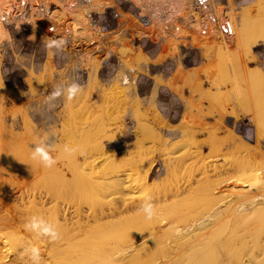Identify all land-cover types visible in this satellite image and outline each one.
Wrapping results in <instances>:
<instances>
[{
  "label": "rangeland",
  "instance_id": "1",
  "mask_svg": "<svg viewBox=\"0 0 264 264\" xmlns=\"http://www.w3.org/2000/svg\"><path fill=\"white\" fill-rule=\"evenodd\" d=\"M253 1L256 0H229L228 11L235 32L230 41L204 39L197 35L193 38L192 35L187 41L192 46L182 51H179L178 41L173 38L166 41L169 45L174 43L167 49L165 46L158 49L149 43L143 49L137 45L138 42L133 44L124 41L122 48L120 46L114 48L119 53L118 59L108 56L109 65L102 72L99 59L90 51V44L87 41L84 48L85 56L81 58L85 60L83 65L88 67V79L77 89L66 88L61 102H41L40 94L52 82L54 74L58 72L57 68L71 57L58 51H55V54L49 51L47 54L46 47L40 40L36 41L38 45L34 55L19 56L16 60L10 59L5 65L2 64L0 56V203L2 202L0 234L8 233L12 241L19 238L17 235L20 233L22 239L29 240V244L23 242L25 246L20 243L21 241H16L14 247L12 244L8 247L9 241H3L5 239L0 237V247H3L0 248L3 252H0L4 254L5 251V255L7 253V256L0 260V264H19L18 254L26 248L40 250V259H45L46 250L52 249L51 238L48 239L47 231L40 235L41 239L35 234L42 228L46 230L47 227L56 231L66 224L68 225L64 227H69V224L76 227L77 224L73 225L78 218L75 212L78 210L76 205L82 206L83 214L86 216L113 207L115 201H119L120 198H117L116 194L114 199L115 195H111V191L101 188L100 180L104 181L116 165L124 164L126 168L129 167L130 165L125 163L132 158V155L129 156L132 152L133 156L145 154L149 166L153 169V177L154 174L157 175L154 179L160 178L156 181L157 184L159 181L156 193L162 194L164 189L175 191L176 187L180 189L182 187L183 190L184 187L192 185L191 191H187L186 196H182V201H177L172 207L180 216L185 214L181 216L185 218L184 221L189 220L192 215L195 217L204 213L208 208L209 210L214 208L225 199L230 200L227 197L235 199L242 192L256 190L260 185L259 182L245 179L248 178L246 171L249 164L256 160L258 168L263 166L257 169V172H264V162H262L264 161V26L262 27L264 17L262 19L260 16L255 22L251 20L253 27L242 25L243 15L246 13L244 5L253 4ZM237 7L239 11L235 10ZM87 37L90 40L89 37L92 35ZM124 70H133L134 82H130L128 76L122 73ZM119 73L121 78L118 76ZM5 75L9 77V81H5L3 78ZM38 149L47 151L57 162L50 168L45 167L39 161ZM166 151L167 154L169 152L168 155ZM109 155L116 159L112 157L108 160L103 159ZM118 159L119 162H115ZM196 161V164L193 163ZM198 162L201 167L197 165ZM203 163L212 173L204 171ZM89 164L98 166L97 170H92L95 167ZM194 164L195 167L203 169L206 173L204 176H208L204 177L201 174L203 171L197 170ZM222 168L225 170L223 171ZM226 169L233 175L231 173L228 175ZM92 171L100 173L92 174ZM23 172H28L27 176ZM87 172L89 177L92 176L91 178H88ZM255 172L256 170L250 172L248 176ZM223 173L226 174L223 176ZM245 173L247 178L244 177ZM212 174H215V178ZM234 174L235 178H233ZM260 175L262 178L264 173ZM214 182L217 185L221 184L212 189L213 185L216 186ZM56 184L65 187L68 197L65 192L61 195L60 189H56L60 185L57 187ZM203 184L204 186L201 187ZM34 185L38 187L32 189ZM206 186L211 188L210 192ZM40 188H44L43 191ZM21 189L24 190L25 195ZM47 190H51L52 194L50 195ZM230 191L238 196L233 194L229 196ZM34 192L37 195V198L36 196L34 198L38 206L35 204L31 207L33 206L31 196ZM142 193L138 196L147 194L146 191ZM211 195L213 198L208 201L205 196L210 198ZM224 197L226 198L222 201ZM22 198L25 200L23 201ZM29 199L32 200L30 207L27 206L28 203L26 204ZM42 199L45 203L48 200L51 206L48 203L46 205ZM172 199L171 197L170 200ZM40 200L45 205L43 203L42 205ZM23 202L25 204L21 205ZM78 202L80 204H77ZM35 208L36 212L42 210L43 215L35 214ZM54 210L57 213L61 210L56 220H53ZM73 213H76V217ZM67 217L72 219L66 220ZM167 223L163 229L169 228ZM222 223L216 224L219 228L216 226L218 231L215 229V233L224 237L226 230ZM28 224H34L35 228L26 227ZM3 225H7L8 228L3 229ZM97 228L93 229L97 230ZM100 229L102 228H99L97 233L95 230L91 231L95 232L90 233L92 236L88 234L90 243L100 244L93 241L97 240V237H105L104 229ZM96 234L97 237L94 236ZM100 234L102 236H99ZM90 237L96 239L90 241ZM37 239L42 244L39 243L40 247L36 244ZM28 249L27 252H30ZM252 249L254 245L250 242L248 250ZM221 250L227 251V248ZM166 256V248L154 246L146 251L142 261L145 264H166L163 263L167 260ZM98 260L92 258V262L84 264H102L100 258ZM104 261L108 262V259Z\"/></svg>",
  "mask_w": 264,
  "mask_h": 264
},
{
  "label": "bare ground",
  "instance_id": "2",
  "mask_svg": "<svg viewBox=\"0 0 264 264\" xmlns=\"http://www.w3.org/2000/svg\"><path fill=\"white\" fill-rule=\"evenodd\" d=\"M174 1L181 8H184L186 0H174ZM3 2H4V0H0V5ZM253 2H254L253 4L250 3V4L244 5V9L246 10V13H244V15H243V22H242L243 27H247L248 25H251L253 27L254 24L251 22V20L253 22H255V19L259 18L260 16H261V18L264 17V0H256ZM235 10L239 11V8L237 7V8H235ZM262 19H261V21H262ZM261 25H262V23H261ZM263 26L264 25H262V27ZM260 30H261V28H260ZM5 33L6 32H5L4 28L0 24V38ZM194 36H195V34H193V38H194ZM169 39H171V38H168L167 41ZM172 44H174V43H170V45H172ZM170 45L167 42L166 44L164 43L163 47L165 46L167 49L168 47L173 46V45L172 46H170ZM122 47L123 46L120 45V48H122ZM119 77H120V73H119ZM188 136H190V135H188ZM139 141H141V140H139ZM177 143H178V141H177ZM173 144L171 146H173ZM169 149H170V147H168V150ZM172 149H173V147H172ZM152 151H154V150H152ZM173 152H175V151H173ZM140 154H141V152H140ZM143 154H144V152H143ZM147 154H148V152H147ZM166 154H167V151H166ZM168 154H169V152H168ZM218 154H219V152H218ZM130 155H132V158H130V160L128 159L129 161L127 160L128 162H126L125 164L130 165L129 167H131V168H129V167L126 168V166L124 164L120 165V166L116 165V167L114 166L115 168L109 173V175L104 179V181L100 180V187L103 189H106L108 191H111L110 194L115 195L114 199L118 195L117 198H120V200L115 201L116 203L113 207L110 206L108 208L102 209L101 212H99L98 214L87 215V216L83 214L84 210H83L82 206L76 205V206H78L77 208L75 207L76 209H78L77 211H75L77 213V216H78L77 220L74 219V217H72L70 215L74 220H76V222L74 221L75 223L73 224V225L77 224L76 227L71 226V224H69L71 227L70 226L64 227L68 224L62 226V229L57 231L59 233V239H56V240L50 239L52 241V244H51L52 249L46 250L45 259L41 258L40 259L41 261L39 262V264H84L85 262H88V263L92 262V258L93 259L96 258L97 260L100 258V262H102V264H133V263L134 264H145L142 261L143 255L146 253V251L148 249H150L151 247H154V246H156V247L161 246V248L163 247V249H165V248L167 249V256H166L167 260L163 262L166 264H264V176L261 178V175H260V174H263L264 172L262 173L261 170H260L261 172H257V169L263 168V166L262 167L260 166L261 168H258V165H257L258 161L257 160L249 164L247 171H246L248 174L245 173V175H244V177H245L247 174L248 178L245 177V178H247V179H245L246 181L249 179H251V180L253 179V181L256 180L257 182H259L260 185L257 186L256 190H250V191L248 190L249 192L246 191V193L242 192L243 194L240 193L239 197H237L235 199H232L233 197H230V198L227 197V199H230L227 201L225 199L226 197H224V198H222V201H224L223 199H225L226 202L224 201L221 203V200H219V202L221 204H219L217 206H215L216 204H214V206H215L214 208L212 207L210 210L208 208L207 210L204 211V213H202V214L200 213L199 215H197L195 217L192 215V217L189 220L187 219L184 221L183 219H185V218L184 217L182 218L181 216H184L185 214L183 212H181L184 215L180 216V214H178L179 212L177 213L176 210H174V208H172V207H174L176 205L177 201H180L181 199H183L182 196H184L187 191L188 192L191 191L192 185H191V187H188V186L184 187L183 190H181L182 187H181V189L176 187V190L174 189L175 191H173L171 189H170V191H165V189H164V190H162V191H164V193H162V194H161V192L156 193L157 191H155V190L157 188V185H159V181H158V184L156 181L160 178L158 177L157 180L154 179L157 175L155 176V174H154V177H153V173H152L153 169L148 164L149 161L146 158L147 156H145V154L133 156V152H132V154L130 153L129 156ZM109 157H112V156L109 155L103 159L108 160ZM187 157H188V155H187ZM190 157H191V155H190ZM196 157H197V155H196ZM112 158H111V160H112ZM163 158H164V156H163ZM113 159H116V158H113ZM201 159H203V158H201ZM201 159H200V161H201ZM150 161H152V160H150ZM115 162H119V159ZM262 162H264V161H262ZM186 163H188V162H186ZM193 163L196 164L197 161L193 162ZM195 164H194V167L196 166ZM204 164L205 163H203V166H204ZM89 165L92 166V164H89ZM151 165H153V164H151ZM178 165H179V163H178ZM197 165H199L200 167L202 166L199 162ZM206 165H209V164H206ZM92 167H90V168H92ZM94 167L95 168H92V170L93 169H94V171H95V169L97 170L96 167H98V166H94ZM183 167H184V165H183ZM188 167H189V165H188ZM204 167H205L204 171L206 170L205 171L206 173H208V172L212 173L211 170L208 171L209 169L208 170L206 169L207 166H204ZM231 167H230V170H231ZM164 168L166 169V167H164ZM195 168L197 170L200 169L199 167L198 168L195 167ZM219 168H221V167H219ZM173 169H171V170H173ZM90 170H88L89 174L91 173ZM214 170H215V168H214ZM224 170L225 169H223V171ZM255 170H256V172L251 175L252 177L251 176L249 177L248 175L250 174V172L253 173V171H255ZM94 171H92V174L95 173ZM167 171H168V169L166 170L165 174L167 173ZM202 171H203V169L202 170L200 169V172H202ZM97 172H99V171H97ZM181 172H182V170H181ZM195 172H197V171H195ZM203 172L201 174H203V176H204V174H206V173L205 172L203 173ZM217 172L219 173L220 171H217ZM24 173L25 172H23V174ZM156 173H158V172H156ZM213 173H215V172H213ZM227 173L229 175L231 173V171L229 173V170H227ZM25 174L27 176L28 172ZM87 174H88V172H87ZM89 174H88V178H91L92 176L89 177ZM225 174L226 173H223V176ZM231 174L233 175V173H231ZM23 176H25V175H23ZM97 176H95V177H97ZM207 176L208 175H206L204 177H207ZM17 177H18V175H17ZM95 177H93V178H95ZM163 177H165V175ZM168 177H169V175H168ZM229 177H228V180H229ZM197 178H198V176H197ZM214 178H215V176H214ZM233 178H235V174H234ZM233 178H230V179H233ZM21 179H23V178L21 177ZM198 179H200V178H198ZM211 179H213V178H211ZM203 180L204 179H202V181ZM9 181L11 182V180H9ZM20 181L18 182V184L20 183ZM179 181H181V180H179ZM198 181H200V180H198ZM206 181H207V178H206ZM223 181L225 182L226 180H223ZM215 182H216V180H215ZM242 182H245V181H242ZM204 183H205V180H204ZM251 183H250V185H252ZM10 184L11 183H9V185ZM60 184H56L57 187ZM160 184H162V183H160ZM220 184H218V185H220ZM13 185H14V183L12 184V186ZM15 185H16V183H15ZM163 185H164V182H163ZM208 185H209V183H208ZM212 185H213V183H212ZM212 185H210V186L212 187ZM218 185L217 184H216V186L213 185L212 189L214 187H216V188L219 187ZM203 186H204V184L201 187H203ZM37 187H38L37 185H36V187L34 185V187H32V189L33 188L36 189ZM41 187H43V186H41ZM208 187L206 186L207 190H209V192H210L211 188H208ZM216 188H215V190H216ZM252 188H253V186H252ZM43 189H41V191H43ZM56 189H60L61 195H63L62 193L65 192V190H64L65 187H63L62 185H60V187H58ZM245 189H247V188H245ZM2 190H1V192H2ZM102 190H101V192H102ZM106 190H104V191L107 192ZM159 190H160V187H159ZM203 190H204V188H203ZM207 190H206V192H207ZM242 190H243V188H242ZM23 191L24 190H22L21 192L24 193ZM50 191L51 190H49V191L47 190V192H49V193H50ZM104 191H103V194H104ZM145 191L147 192V194H145V196L144 195L138 196L142 192L144 193ZM35 192H34V195L31 196V198L33 197V202H32L33 206H31V207H34V205L37 203L36 199L34 198V196H36V198H37V195H35ZM232 192L229 193L230 194L229 196H231V194H233V195L235 194ZM138 193H140V194H138ZM36 194H37V192H36ZM51 194L52 193H50V195ZM72 194H74V193H72ZM207 194H209V193H207ZM213 194H215V193L213 192ZM4 195H5V192H4ZM19 195H23V194H19ZM24 195H25V193H24ZM119 195H120V197H119ZM236 195L238 196V194H236ZM236 195H234V196H236ZM104 196H106V195H104ZM66 197H68V194ZM149 197L151 198L150 202L154 205L155 210H156V216L151 221L147 220L145 217V214L141 211L142 205L146 202V200H148ZM171 197L174 200L173 199L170 200ZM175 197H176V200H175ZM209 197L210 198H207L205 196V198L208 201H209V199L213 198L212 195ZM9 199H10V197H9ZM48 199H50V198H48ZM185 199H187V198H185ZM22 200H23V198H22ZM29 200H27V201H29ZM50 200H49V202H52ZM31 201L32 200H30L29 202H26V204L28 203V205H27L28 207H30V204L32 205ZM40 201H38V202H40ZM46 201L48 203V200H46ZM43 202L45 203L44 200H43ZM43 202L41 201L40 203L42 204ZM47 203H45V204L48 205L49 203L48 204ZM52 203H54V202H52ZM1 204H2V202L0 203V205ZM24 204H25V202H23V204H21V205H24ZM77 204H80V203L78 202ZM217 204H218V202H217ZM207 205H211V204H207ZM25 206H23V207H25ZM50 206H47V207L51 208ZM1 207H2V205H1ZM1 207H0V209H1ZM28 207H25V208L29 209ZM58 208L60 209V207H58ZM106 209H108V210H106ZM37 210H38V208H37ZM56 210H58V209H56ZM56 210H54L55 212H54L53 220L57 219L58 214L61 211L60 210L59 213H57ZM192 211L194 212V210H192ZM192 211L190 213H192ZM51 213H53V211ZM76 213H73V215L75 217H76V215H75ZM35 214L41 215L42 210H39L36 212V208H35ZM0 218L2 219V215H0ZM70 218L67 217L66 220H69ZM108 218H109V220H105ZM47 219H49V218H47ZM83 220H84V223H83ZM168 220L170 222H168V223L165 222ZM80 221H82V222H80ZM42 222H44V221H42ZM181 222L183 224H180ZM219 222H223L222 224L225 225V227H223L226 230L224 237L216 235V233H215L216 232L215 229L218 231L217 228H219V227L216 224L217 223L219 224ZM166 223L169 224L168 225L169 228L163 229V227L165 226ZM55 224H56V222H55ZM181 225H182V227H181ZM216 226H217V228H216ZM7 228H8V226L5 225L3 229H7ZM93 228H97V230H95ZM99 228H102L100 230L104 229L105 237L102 236V234L99 235V236H102V238L97 237L98 234H96L94 236L97 237L98 239L93 240V239H96V238H93L94 237L93 236L92 239L90 237V241L93 240V241L99 242L100 244H98V243L94 244L95 242L90 243L88 236L95 233V232L97 233ZM47 229H48V227H47ZM94 230H95V232H91ZM35 231H36V229H35ZM2 232H3V230H2ZM39 232L36 233L35 236L38 239H41L42 237L39 238L40 235L44 234V232H46V231L44 230V228H42V230H40ZM1 234H3V235H1ZM1 234H0V237L5 239L3 241H7V242L9 241L7 244V245H9L8 247H11L10 244H12L14 247L15 246L14 244H17L18 241H21L20 243H22V245H24L23 242L28 243V241H29V240L26 241L25 239H22L23 236H21L20 233H18V235H17L20 238V240H17L19 238H17L16 240L13 239L14 240V241L12 240L13 242L10 240L8 233L3 232ZM46 237H48V236H46ZM49 238L50 237H48V239ZM38 239H37V242H38ZM250 242H252V244L254 245V249H252L251 251L248 250V246H249ZM39 243H40V241L36 244H39ZM40 244H39V247H40ZM44 244H45V242H44ZM0 246H1V244H0ZM51 246H49V247L51 248ZM26 247H27V245H26ZM230 247H235V248L232 249ZM0 248L3 249V247H0ZM41 248L43 250V247H41ZM46 248H48L47 245H46ZM208 248H211V249L207 250ZM223 248H227V251H224V250L222 251L221 249H223ZM27 249L28 248L24 249L23 252H21L20 254H18V253L20 252L21 249L19 250V252H17V254L19 255V259H20L19 264H33V261H31L32 260L31 259V252H27L26 251ZM28 250H30V248ZM1 252H3V251H1ZM1 252H0V260H2L3 258H5L7 256V253L5 255V251H4V254ZM166 257H165V259H166ZM105 259H108V262L104 261ZM159 264H162V263H159Z\"/></svg>",
  "mask_w": 264,
  "mask_h": 264
},
{
  "label": "built area",
  "instance_id": "3",
  "mask_svg": "<svg viewBox=\"0 0 264 264\" xmlns=\"http://www.w3.org/2000/svg\"><path fill=\"white\" fill-rule=\"evenodd\" d=\"M228 9L229 0H186L184 8L174 0H5L0 5V24L6 32L0 38V56L5 65L10 59L34 55L40 40L47 54L58 51L71 57L40 94L41 102H61L66 88L77 89L88 79L81 58L87 41L102 72L111 56L118 59L114 48L124 41L159 49L174 38L179 51L192 46L187 41L193 34L230 41L235 32ZM87 35H92L90 40ZM132 71L122 72L130 82ZM3 78L9 81L7 75Z\"/></svg>",
  "mask_w": 264,
  "mask_h": 264
},
{
  "label": "clouds",
  "instance_id": "4",
  "mask_svg": "<svg viewBox=\"0 0 264 264\" xmlns=\"http://www.w3.org/2000/svg\"><path fill=\"white\" fill-rule=\"evenodd\" d=\"M65 151H69L68 149H65ZM40 162L45 167H52L57 161L49 155V153L43 149H38ZM151 198L149 197L148 200L142 205L141 211L145 214V217L147 220L151 221L156 216V210L154 205L150 202ZM26 227H29L30 229L35 228L34 224H28ZM45 231L48 232L49 237L53 240L59 239V233L54 228L46 229ZM27 251V250H26ZM31 252V259L33 261V264H39V250L36 248L30 249Z\"/></svg>",
  "mask_w": 264,
  "mask_h": 264
}]
</instances>
